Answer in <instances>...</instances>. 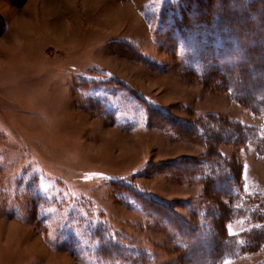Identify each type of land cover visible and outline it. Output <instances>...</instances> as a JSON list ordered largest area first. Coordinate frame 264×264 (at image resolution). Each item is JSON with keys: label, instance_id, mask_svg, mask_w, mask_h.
Segmentation results:
<instances>
[{"label": "rangeland", "instance_id": "374dc122", "mask_svg": "<svg viewBox=\"0 0 264 264\" xmlns=\"http://www.w3.org/2000/svg\"><path fill=\"white\" fill-rule=\"evenodd\" d=\"M219 3L0 0V264H264V221L224 227L211 177L228 160L241 206L259 208L264 155L189 133L212 117L264 132V115L205 79L232 61ZM222 231L261 246L216 260Z\"/></svg>", "mask_w": 264, "mask_h": 264}, {"label": "trees", "instance_id": "16d2710c", "mask_svg": "<svg viewBox=\"0 0 264 264\" xmlns=\"http://www.w3.org/2000/svg\"><path fill=\"white\" fill-rule=\"evenodd\" d=\"M219 1V12L216 16L219 19L220 29L223 31L220 50L222 54H229L230 57L232 55V61L227 65L215 68L205 79L209 78V80L212 81L214 89L229 93L235 103L240 104L255 114L264 115V10L262 11V26L258 40L254 36V24L250 17L256 15L262 0ZM238 6L243 7V9L238 8ZM203 15L204 14L201 13L202 18ZM241 15L246 18V21L248 20L244 24L239 22ZM238 29L241 31L238 32ZM251 38L254 40L253 44L250 42ZM156 111L159 114L158 118L161 120L162 114L157 109H148L151 115H155L154 113ZM212 118L213 120L211 121L207 118L206 121L209 122L205 124H194L189 126V133L195 140H200L207 146L213 145V143L217 141V138L222 139V142L230 144H239L242 141L241 144L245 142L244 145H252L259 155H264V132L237 122H231V126H229L230 130L224 132L223 129L225 128V124L222 123L220 117ZM237 127L240 128L238 131L236 130ZM211 141H213V143ZM219 155H221L220 152ZM213 160H215V162L212 161L213 169L211 177H214V181L212 183L211 178L207 181L212 183L215 194L227 198L226 203L229 207L227 208L229 219L227 218L224 222V227L230 218L246 212L252 214L253 219L258 218L264 221V203H262V206L259 208L249 206L246 202H244V206H241L242 204L239 201L242 196H244V189L241 184V177H237L235 173L233 174L232 164L227 162L228 160L225 161L221 156L220 160L219 158ZM208 162L210 161H206L204 165ZM194 174L195 171L191 172L190 177H193ZM225 174H228V176L222 177L225 176ZM194 178L197 179L198 176L195 174ZM213 184H215V187ZM149 205L156 204L154 202ZM221 233L220 237L217 238L219 240L218 244L213 245L212 248H214L211 250V253L214 252L216 260L229 257L230 254L231 256H233V254H244L246 248L254 249L261 246V242H258V239H254L253 241V239H250L247 235L238 238L232 236V238L228 237L229 235H226L223 231ZM194 237L195 236H193V238ZM204 240L205 238L202 235L200 243H203ZM191 241H182V243L184 246L187 244L191 245ZM190 247H192V245ZM198 247L200 246L198 245ZM208 252L210 253V251Z\"/></svg>", "mask_w": 264, "mask_h": 264}, {"label": "bare ground", "instance_id": "6f19581e", "mask_svg": "<svg viewBox=\"0 0 264 264\" xmlns=\"http://www.w3.org/2000/svg\"><path fill=\"white\" fill-rule=\"evenodd\" d=\"M239 57V56H238Z\"/></svg>", "mask_w": 264, "mask_h": 264}]
</instances>
